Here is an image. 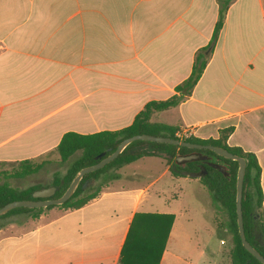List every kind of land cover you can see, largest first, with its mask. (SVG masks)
Returning <instances> with one entry per match:
<instances>
[{
  "label": "crops",
  "instance_id": "0c3cea01",
  "mask_svg": "<svg viewBox=\"0 0 264 264\" xmlns=\"http://www.w3.org/2000/svg\"><path fill=\"white\" fill-rule=\"evenodd\" d=\"M220 4L0 0V171L24 160L61 161L57 147L66 133L123 129L147 103L177 94L197 54L213 39ZM206 53L192 94L155 112L152 121L201 139H217L232 128L228 145L256 155L264 191V0H232ZM158 158L164 163L156 166ZM141 160L147 164L134 165ZM190 179L173 174L164 158L145 156L108 169L92 184L88 180L86 187L101 190L80 208L3 214L0 264H122L127 239L129 263L142 257L144 250L136 246L144 240V248L148 238L138 223L129 241L139 213L175 216L159 264H217L218 259L205 260L211 249L195 255L176 234L179 182ZM31 186L53 185L15 187Z\"/></svg>",
  "mask_w": 264,
  "mask_h": 264
},
{
  "label": "trees",
  "instance_id": "16d2710c",
  "mask_svg": "<svg viewBox=\"0 0 264 264\" xmlns=\"http://www.w3.org/2000/svg\"><path fill=\"white\" fill-rule=\"evenodd\" d=\"M219 1L221 3L220 16L215 27L213 39L209 46L203 48L197 54L192 73L184 82L176 87L177 94L164 101H151L147 103L144 109L136 115L133 123L123 129L117 131H103L94 134L68 132L62 137L57 147L60 160L66 162L78 151H80V155L72 161L67 172L63 176H59L58 173H55L52 185L57 187V190L51 198H60L81 169L98 163L100 160L113 153L124 139L135 135L149 134L166 136L197 144L217 145L246 160L242 200L244 229L247 240L264 256V191L261 184L262 168L256 155L245 151L241 147H231L228 145L227 140L233 131L232 128L222 130L217 139H201L194 135L190 137H179L177 135L179 132L177 126L152 121V116L155 112L177 106L186 96L191 95L194 87L201 78L209 57V53H206V51L212 49L214 46L224 23L225 12L232 0ZM191 153L198 154L199 158L190 161L177 160L178 156L189 155ZM145 156H159L164 158L168 164L171 165L172 172L175 175L197 178L209 191L213 204L216 207L226 210L228 215L227 229L232 234L233 241V247L230 252L231 264H262L244 247L239 233L236 211L239 162L222 157L209 149H194L180 145L144 140L133 141L118 157L106 166L85 174L78 184L73 196L68 201L60 205H51L46 208L57 206L68 209L84 206L90 200L97 197L101 190L98 186L83 188V184L87 180L97 178L100 174L112 167L129 164ZM221 167H224V171L221 170ZM41 168L42 163L35 164L30 160H24L14 164L11 170L0 171V208L13 201L35 200L32 194L39 186L18 189L12 186L8 182V179L16 177L22 178L38 172ZM43 209L44 207H18L10 210L4 215L20 210L32 211ZM174 220L175 216L172 214H137L133 220L128 238L130 241L132 234H134V228H136L138 223H141V227L143 231L147 232L148 238L144 248V240H141L136 248L137 250H144V254L141 258L135 256L134 261L128 263V260H126V249L129 245L127 239L123 249L122 264H159ZM153 235L155 237L154 241Z\"/></svg>",
  "mask_w": 264,
  "mask_h": 264
},
{
  "label": "rangeland",
  "instance_id": "374dc122",
  "mask_svg": "<svg viewBox=\"0 0 264 264\" xmlns=\"http://www.w3.org/2000/svg\"><path fill=\"white\" fill-rule=\"evenodd\" d=\"M79 155L80 151L66 162L53 160L49 164H46V162L35 163H42L43 169L41 168L42 171H40L41 169L39 170L40 173H36L30 179L9 178L8 182L14 187L17 185L27 186L35 182L51 183L53 182L55 173L63 176L72 161ZM158 159L156 161L162 162L156 163V166L164 163V160ZM146 164V160H141L134 165ZM89 184H92V179ZM179 184L177 199L175 200L176 206L174 208L178 212L176 234L179 235L180 242H182L184 247L193 249L195 255L206 247L211 249L205 255V260L207 261L218 259L217 264H231L230 252L233 247V241L232 234L227 229L228 215L226 210L224 208L216 209L212 200L207 198L209 191L197 178L179 182ZM211 212L213 214L212 219ZM224 238L226 239L223 245L221 244V239Z\"/></svg>",
  "mask_w": 264,
  "mask_h": 264
},
{
  "label": "water",
  "instance_id": "95a60500",
  "mask_svg": "<svg viewBox=\"0 0 264 264\" xmlns=\"http://www.w3.org/2000/svg\"><path fill=\"white\" fill-rule=\"evenodd\" d=\"M136 140H144L149 142H157V143H167V144H173V145H180L188 148H194V149H209L217 153L218 155L225 157L227 159L236 160L239 162V169L237 174V196H236V211H237V218H238V227H239V233L242 240V244L244 247L253 255L255 256L262 264H264V256L247 240L245 229H244V220H243V209H242V200H243V186H244V177L246 172V160L245 158L233 154L229 150L217 146V145H205V144H197L192 143L185 140H179L172 137H166V136H155V135H149V134H141V135H135L129 138L124 139L118 146V148L111 153L110 155L106 156L102 160H100L98 163L85 167L79 171V173L76 175V177L73 179L65 193L60 197L53 199L51 198L56 190L57 187L50 186L44 189H39L33 192L32 196L35 198V200H18L13 201L2 208H0V216L3 214H6L12 209L18 208V207H27V208H41V207H48L51 205H60L68 201L74 194L78 184L80 183L83 176L87 173L96 171L104 166H106L108 163H110L112 160H114L116 157L119 156V154L133 141ZM199 155L196 153H191L189 155H183L178 156V161H190L194 159H198ZM221 170L224 171V167H221ZM88 184V180L83 184V188H85Z\"/></svg>",
  "mask_w": 264,
  "mask_h": 264
},
{
  "label": "built area",
  "instance_id": "2783aa9c",
  "mask_svg": "<svg viewBox=\"0 0 264 264\" xmlns=\"http://www.w3.org/2000/svg\"><path fill=\"white\" fill-rule=\"evenodd\" d=\"M177 135L179 137H190V136L194 135V133L192 131H190V130H188V131H179L177 133Z\"/></svg>",
  "mask_w": 264,
  "mask_h": 264
}]
</instances>
